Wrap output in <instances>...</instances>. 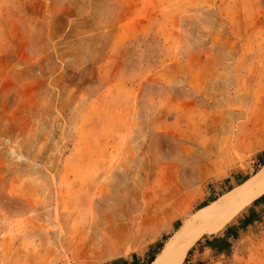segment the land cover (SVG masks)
Here are the masks:
<instances>
[{"label":"rangeland","instance_id":"1","mask_svg":"<svg viewBox=\"0 0 264 264\" xmlns=\"http://www.w3.org/2000/svg\"><path fill=\"white\" fill-rule=\"evenodd\" d=\"M263 154L264 0H0V264H146ZM258 200L183 264H264Z\"/></svg>","mask_w":264,"mask_h":264},{"label":"bare ground","instance_id":"2","mask_svg":"<svg viewBox=\"0 0 264 264\" xmlns=\"http://www.w3.org/2000/svg\"><path fill=\"white\" fill-rule=\"evenodd\" d=\"M264 196V168L245 182L184 223L152 264H183L198 238L206 233H220L253 202Z\"/></svg>","mask_w":264,"mask_h":264},{"label":"trees","instance_id":"3","mask_svg":"<svg viewBox=\"0 0 264 264\" xmlns=\"http://www.w3.org/2000/svg\"><path fill=\"white\" fill-rule=\"evenodd\" d=\"M262 162V164H264V154L259 156V158ZM257 203H260L263 207H264V196H262V198L260 200L257 201ZM208 206V205H207ZM206 207V206H205ZM256 217L255 216H250L248 217L244 223H243V228L245 229L247 226L253 224L256 221ZM238 239V232L235 230L233 231L228 238H218V239H214L212 241H210L208 243V246L211 250L216 251L218 253H225L227 251H229L230 247H231V241L232 240H236ZM165 243L160 245V249L159 251L164 247ZM158 254V253H157ZM156 254V255H157ZM155 260V257L151 258L148 263L146 264H152L153 261ZM132 264H139L138 262H133ZM202 264V263H200Z\"/></svg>","mask_w":264,"mask_h":264}]
</instances>
